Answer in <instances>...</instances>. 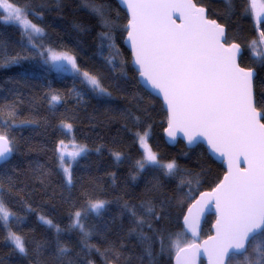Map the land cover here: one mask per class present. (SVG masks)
Segmentation results:
<instances>
[{
    "label": "trees",
    "instance_id": "trees-1",
    "mask_svg": "<svg viewBox=\"0 0 264 264\" xmlns=\"http://www.w3.org/2000/svg\"><path fill=\"white\" fill-rule=\"evenodd\" d=\"M12 2L30 10L27 18L44 35L34 38L37 47L32 48L21 28L0 16V132L14 142L11 157L0 163V189L13 213L8 226L23 238L27 249V254L15 249L7 239L9 228L0 222V264H172L175 252L167 248L162 252L159 237L167 244L170 234L175 238L184 233L182 246L192 242L183 230L182 217L198 193L217 184L224 173L222 165L201 144L188 149L181 141L171 146L165 142L166 113L138 83L123 45L127 16L115 0ZM194 2L225 26L226 43L242 47L239 64L255 71L254 101L264 123V58L254 59L249 48L252 41H259L264 51L260 42L264 17L255 19L250 0ZM102 33L111 39L102 41ZM49 47L72 54L80 71L95 75L105 93L94 91L81 75L52 69L45 63ZM16 57L19 63L8 62ZM53 95L60 100L53 102ZM64 124H71V130ZM145 133L159 161L175 163L174 176L164 175L166 169L159 167L139 170L143 154L138 134ZM71 138L84 147V153L71 165L69 185L57 145ZM96 201L106 202L100 215L86 210ZM149 202L160 219L144 215L141 205ZM125 205L147 221L142 229ZM77 211L84 232L73 226ZM213 219L205 218L201 238L211 233ZM141 232L148 239H142ZM257 244L264 249V230L251 239L245 253L230 256L227 264H256ZM60 247L68 249L66 255H58Z\"/></svg>",
    "mask_w": 264,
    "mask_h": 264
},
{
    "label": "snow or ice",
    "instance_id": "snow-or-ice-1",
    "mask_svg": "<svg viewBox=\"0 0 264 264\" xmlns=\"http://www.w3.org/2000/svg\"><path fill=\"white\" fill-rule=\"evenodd\" d=\"M127 3L131 12L128 21V41L131 43L135 55V64L139 65V74L145 78V83L158 89L164 94L168 103L170 118L169 128L175 124L181 128L188 137L189 144L197 136H205L214 150L223 149L222 154L230 158L244 157L247 168L236 172L229 166V174L213 189L212 193L204 196L215 197L220 219L217 220V236L210 238L214 243L209 247L205 241L204 252L210 258H215L217 264H224L225 257L240 253L245 250V242L250 236L264 228V123L257 119V110L254 106L252 79L253 70L240 67L237 63L238 44L226 46L225 29L215 20H208L205 9L197 7L192 0H121ZM100 13V9H94ZM0 11L7 13L3 22L15 23L27 37L32 48L37 45L34 38L44 35L43 29L32 23L28 18L29 9L16 5L12 0H0ZM179 11L182 25L171 22V12ZM36 15L35 12L31 13ZM107 27V22H105ZM261 43H264V32L261 34ZM101 39L110 40L108 33H102ZM224 40V42H222ZM256 41L252 42L254 59L264 58V51H256ZM112 47V45H109ZM52 61L67 62L71 65L76 75H82L84 82L100 94L105 93L99 79L89 72H80L75 58L68 53H55L46 49ZM44 52L38 55L44 56ZM9 63H19L20 58H12ZM47 59L45 63H47ZM108 64L114 65L113 59ZM53 102H58L60 97L53 95ZM9 116L14 117L15 112L9 109ZM6 126V125H5ZM64 128L71 130V124H64ZM139 135V134H138ZM169 135H173L169 131ZM147 133L139 136L140 143L145 147V159L140 162L139 169L145 165L166 169L164 175L174 176L176 165L170 162L161 165L157 157L145 145ZM13 141L6 133L0 132V160L7 159L13 151ZM64 141L57 145L61 164L64 162L65 153L62 151ZM84 151L82 146L71 154L72 158L79 156ZM119 159V153L115 154ZM67 174V182L72 183L68 168L63 169ZM183 183V181L181 182ZM3 191L0 189V222L9 228L7 239L12 242L21 254H27L25 241L15 232L10 230L8 221L10 213L3 202ZM104 201L91 202L89 210L96 215L105 207ZM200 202L197 201V204ZM193 207H196L193 205ZM131 216L135 219L138 228H143L147 223L138 216L137 210L125 205ZM144 215L155 217L154 207L149 202L141 205ZM192 209H189L191 214ZM74 227H79L84 232L80 223L81 212L75 213ZM43 223L55 227L51 220L41 217ZM188 230L195 235L198 221L194 218L184 217ZM152 227L150 223L147 224ZM57 231L59 229L57 228ZM88 235V233H85ZM184 233L170 234L167 238L161 235L159 241L161 251L165 248L171 253L175 252L177 264H194L199 253L196 244L183 241ZM142 239H148L143 236ZM41 245L36 246L37 254ZM233 250L230 253L229 250ZM254 251L257 254L256 264L264 260V249L257 244ZM67 248L60 247L58 255L63 256ZM148 255L152 253L149 250ZM247 259V257H245Z\"/></svg>",
    "mask_w": 264,
    "mask_h": 264
},
{
    "label": "water",
    "instance_id": "water-1",
    "mask_svg": "<svg viewBox=\"0 0 264 264\" xmlns=\"http://www.w3.org/2000/svg\"><path fill=\"white\" fill-rule=\"evenodd\" d=\"M115 1L118 4V6L125 12V14L127 16L126 31H125V34L123 37V45L128 50V52L130 53V64H131V67L133 68V70L137 74L138 83L140 84V86L145 91H147L152 96L156 97L161 102L162 108L166 113L167 126L163 131V138H164L165 142L171 146V145L175 144L176 142L181 141L184 144V146L188 149L193 148L198 144H201L204 146L208 155L215 162L221 164L223 169H224V173H223L222 177L220 178V180L217 182V184L212 189L204 190V191H201L200 193L197 194V196L194 198V200L186 208L184 215L182 217V220H181L183 230L191 238V240H192L191 243L196 244L199 247V253L197 254V256L195 258L194 264H202V263L203 264H217V261L215 260V258H210L209 255L204 252V248L206 247L204 242L208 241L209 247L214 243V241L211 240L210 238L217 236V220L220 219V214L217 210L215 197L214 196L208 197V196H204L203 194L204 193H212L213 189H215L217 187V185H219L224 180V177L229 174L230 162H231V170L233 172H236L237 168H239V169L247 168L248 164L245 162L243 156H240L238 159L230 158L229 155L222 154V152L224 151L223 149L214 150L212 145L209 144L208 139L205 136H197L196 140L193 141V143L189 144L188 137H187V135H185V132L181 128L177 127L175 124L173 125V127L171 129L169 128L170 111H169L168 103L164 98V94L162 92H160L158 89L152 88L151 84L145 83V78L141 77L139 74V65L135 64V55H134V52L132 50L131 43H130V41H128V32H127V25H128V21L131 19V12L128 9L127 3H122L121 0H115ZM192 3L195 4L197 7L204 8L201 5H197L194 2V0H192ZM205 16L208 20H214V19H211L208 17V13H207L206 9H205ZM171 22L174 25H182L184 23V20L181 19L179 11L171 12ZM218 24H220V23H218ZM223 27L225 29L224 40H226V28H225V26H223ZM224 40H222V42H224ZM233 43L238 44L236 42H230V43H226V46L231 45ZM242 50H243L242 47L239 45V52L237 53V63L238 64H239V57L242 53ZM240 67H242V66L240 65ZM242 68H245V67H242ZM245 69H249V68H245ZM253 73L255 75L254 70H253ZM254 75H253V79H254ZM253 79H252V90H253ZM253 100H254V90H253ZM254 106H255V101H254ZM256 110H257V114H258L257 119L260 121V123H263L262 122V113L257 108H256ZM170 130L173 133V135H171V136L169 135ZM10 157H11V155L7 159L0 160V163L9 160ZM197 201H199L200 203L197 204ZM193 205H195L196 207H193ZM190 208L192 209L191 214L189 213ZM208 215H212L214 217L212 224H211V228H210L211 233L208 236L201 238V228H202V225H203L205 218ZM185 216H188L190 220L195 218L198 221V223L196 224V228H195V235H193L192 232L186 228L185 223H184V217ZM263 230H264V228H262L258 232L253 233L250 236V238L245 242V250L241 251L240 253H234L233 255H241V254L245 253L251 239L254 236H256L257 234H259L260 232H262ZM229 251H230V253L233 252V250H231V249ZM230 256H232V255H230ZM230 256L225 257L224 264H227V261H228ZM172 264H177L175 254L172 258Z\"/></svg>",
    "mask_w": 264,
    "mask_h": 264
},
{
    "label": "rangeland",
    "instance_id": "rangeland-1",
    "mask_svg": "<svg viewBox=\"0 0 264 264\" xmlns=\"http://www.w3.org/2000/svg\"><path fill=\"white\" fill-rule=\"evenodd\" d=\"M227 1V0H226ZM250 6H251V10L253 11V14H254V17L256 20H260L262 17H264V0H250ZM7 15V13H4L2 11H0V16H1V19L3 20V16ZM33 23V22H32ZM37 25V24H36ZM38 26V25H37ZM40 27V26H38ZM41 28V27H40ZM253 42V41H252ZM250 50L252 51V54L253 53V48H252V43L250 44L249 46ZM47 49H51L53 52L55 53H67V52H64V51H60V50H56L54 48H47ZM261 48H260V44H259V41L257 42L256 44V51L257 52H260ZM46 51V50H45ZM47 53V63L48 65L54 69L56 72L60 73V74H69V75H75L74 73V70H72L71 68V65L67 64V62H59V61H52L49 57V53L46 51ZM69 54V53H68ZM71 56H73L72 54H69ZM74 57V56H73ZM75 58V57H74ZM76 61V60H75ZM81 73H83L82 71H80ZM82 76V75H81ZM83 77V76H82ZM144 134H139L138 135V143H139V147L141 149V152L143 154L142 156V159L138 162V168H139V164L140 162H143L144 159H145V147H143L140 143V140H139V136H142ZM145 145L148 149L151 150L150 146H149V143H148V135L146 136L145 138ZM81 145L76 143L72 138L65 141L64 142V145L62 146V151L65 153V157H64V162L63 164H61V161L59 159V165L62 169V172L64 173V176L66 178V181H67V174L64 172V168H68L69 169V172L71 171V165L73 164V162L79 157L81 156L84 151L77 157L75 158H72L71 154L75 151L78 150V147H80ZM83 147V146H82ZM84 148V147H83ZM152 153H154L152 150H151ZM156 155V153H154ZM60 156V154H59ZM157 157V155H156ZM157 161L159 164L161 165H166L168 163H163V162H160L158 157H157ZM148 166V165H145V167ZM140 170V169H139ZM86 210L90 211L89 210V205L86 207ZM94 213V212H93ZM45 219V218H44ZM48 220V219H46ZM76 222V217H74V223ZM57 228V227H55Z\"/></svg>",
    "mask_w": 264,
    "mask_h": 264
}]
</instances>
